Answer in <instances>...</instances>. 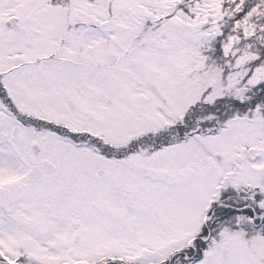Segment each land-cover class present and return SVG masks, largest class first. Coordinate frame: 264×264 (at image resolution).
<instances>
[{"label": "snow or ice", "instance_id": "snow-or-ice-1", "mask_svg": "<svg viewBox=\"0 0 264 264\" xmlns=\"http://www.w3.org/2000/svg\"><path fill=\"white\" fill-rule=\"evenodd\" d=\"M0 264H264V0H0Z\"/></svg>", "mask_w": 264, "mask_h": 264}]
</instances>
